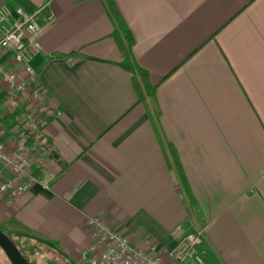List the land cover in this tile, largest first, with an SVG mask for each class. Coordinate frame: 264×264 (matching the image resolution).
Segmentation results:
<instances>
[{
  "label": "crops",
  "instance_id": "obj_1",
  "mask_svg": "<svg viewBox=\"0 0 264 264\" xmlns=\"http://www.w3.org/2000/svg\"><path fill=\"white\" fill-rule=\"evenodd\" d=\"M112 1L134 38L129 60L103 0H0L37 12L30 62L52 114L41 182L0 204V229L30 255L42 245L82 264L90 217L141 249L171 248L182 224L202 231L208 264H264V0ZM137 68L156 86L155 124Z\"/></svg>",
  "mask_w": 264,
  "mask_h": 264
},
{
  "label": "built area",
  "instance_id": "obj_2",
  "mask_svg": "<svg viewBox=\"0 0 264 264\" xmlns=\"http://www.w3.org/2000/svg\"><path fill=\"white\" fill-rule=\"evenodd\" d=\"M39 29L37 12L0 5V204L12 202L41 182L35 172L49 149L45 125L52 114L30 62L39 48L33 39ZM6 52L22 73L2 60ZM13 114L15 123L5 124L4 118ZM88 226L94 241L80 252L82 264H166L164 258L171 264H208L201 230L188 231L178 224L171 231L175 238L171 248L149 243L148 249H141L101 216L90 217Z\"/></svg>",
  "mask_w": 264,
  "mask_h": 264
},
{
  "label": "trees",
  "instance_id": "obj_3",
  "mask_svg": "<svg viewBox=\"0 0 264 264\" xmlns=\"http://www.w3.org/2000/svg\"><path fill=\"white\" fill-rule=\"evenodd\" d=\"M103 2L106 6L107 11L110 13V15L113 17L115 21V27L112 32V37L115 40L121 55L126 60H129L130 55L132 53V47L134 45L133 35L129 27L125 23V21L121 18L120 14L118 13L116 7L114 6L113 1L103 0ZM132 73H133V84L138 96V100L139 102L144 104L149 117L151 118L152 122H154L155 124L160 117V110L156 98V86H153L149 82L148 73L142 68H137ZM1 100H2V96H0V101ZM15 116L16 114L6 116L4 118L5 124L7 125L14 124ZM171 155H172V159L174 160V165L176 166L177 172L180 176V181L184 193L186 195V200L188 202V205L190 207H193L195 205V199L193 198L190 188L186 182L180 163L178 162L177 157L173 151H171ZM9 264L11 263L9 262Z\"/></svg>",
  "mask_w": 264,
  "mask_h": 264
},
{
  "label": "rangeland",
  "instance_id": "obj_4",
  "mask_svg": "<svg viewBox=\"0 0 264 264\" xmlns=\"http://www.w3.org/2000/svg\"><path fill=\"white\" fill-rule=\"evenodd\" d=\"M8 237L13 241L16 247L19 249L23 257L28 261L29 264H62V261L58 259V257L52 253L51 251H46L43 246L40 245L39 249L35 250V244L32 246H28L30 249L31 247V255L28 254L22 245L19 243L18 240H15L13 237L8 235ZM44 249V250H42ZM32 256V257H31ZM0 264H9L8 259L4 255L3 251L0 249Z\"/></svg>",
  "mask_w": 264,
  "mask_h": 264
},
{
  "label": "water",
  "instance_id": "obj_5",
  "mask_svg": "<svg viewBox=\"0 0 264 264\" xmlns=\"http://www.w3.org/2000/svg\"><path fill=\"white\" fill-rule=\"evenodd\" d=\"M0 249L11 264H29L16 245L0 230Z\"/></svg>",
  "mask_w": 264,
  "mask_h": 264
}]
</instances>
